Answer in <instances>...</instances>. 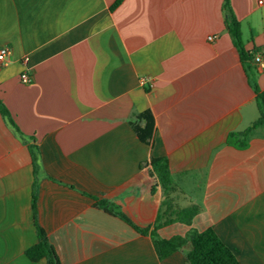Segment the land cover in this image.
<instances>
[{"label":"crops","instance_id":"1","mask_svg":"<svg viewBox=\"0 0 264 264\" xmlns=\"http://www.w3.org/2000/svg\"><path fill=\"white\" fill-rule=\"evenodd\" d=\"M114 1L0 0V46L10 48L0 101L13 122L0 112V264H47L25 254L37 240L32 151L36 220L60 264H189L190 242L159 258L149 234L89 196L151 225L162 199L151 156L167 158L177 202L198 207L190 225L160 236L211 227L239 264H264V127L244 148L226 143L258 110L223 0ZM229 3L244 47L262 54L264 0ZM143 110L148 142L130 125Z\"/></svg>","mask_w":264,"mask_h":264},{"label":"trees","instance_id":"2","mask_svg":"<svg viewBox=\"0 0 264 264\" xmlns=\"http://www.w3.org/2000/svg\"><path fill=\"white\" fill-rule=\"evenodd\" d=\"M121 0H115L111 8L117 6ZM222 9L225 15V27L232 37L236 47L242 68L247 81L255 93V100L258 110V116L249 126L241 131H231L226 136V143L235 148H244L248 144L249 136L253 129L264 127V89H261L255 78L253 66V55L257 49L248 50L244 47L241 33V22L234 15L229 0H223ZM264 56V52H262ZM0 112L9 117L8 110L0 101ZM12 122L11 118H8ZM13 123V122H12ZM130 125L141 141L148 142L152 138L154 121L150 110L135 112L130 119ZM33 166V189L31 196V209L33 214L34 226L37 240L34 244L26 248V256L33 261L45 258L47 264H60L58 257L49 243L44 229L36 220V173L37 161L35 151L31 152ZM153 171L160 182L162 188V199L154 222L147 226H138L112 201L105 198H97L89 195L95 201V205L105 212L119 217L129 224L135 231L142 234H149L155 251L159 258L168 256L175 250L181 249L184 244L190 242L191 248L185 255L189 264H239L232 251L222 242L216 232L211 227L202 230L190 227L184 234H174L169 237H162L157 230L173 222H179L190 225L198 207L191 203L185 206L177 202L175 196L179 193L168 167L167 158L164 156H151L149 159Z\"/></svg>","mask_w":264,"mask_h":264},{"label":"built area","instance_id":"3","mask_svg":"<svg viewBox=\"0 0 264 264\" xmlns=\"http://www.w3.org/2000/svg\"><path fill=\"white\" fill-rule=\"evenodd\" d=\"M214 36H208L209 39H212ZM10 56V48L8 46H0V65H3L8 62ZM25 59V58H24ZM253 62L256 64L259 70H264V56L260 52H255L253 55ZM19 80L23 83H29L32 81L31 74L23 70L19 74Z\"/></svg>","mask_w":264,"mask_h":264},{"label":"rangeland","instance_id":"4","mask_svg":"<svg viewBox=\"0 0 264 264\" xmlns=\"http://www.w3.org/2000/svg\"><path fill=\"white\" fill-rule=\"evenodd\" d=\"M261 131H263V129H260ZM180 195V193H177L175 196L178 198Z\"/></svg>","mask_w":264,"mask_h":264}]
</instances>
